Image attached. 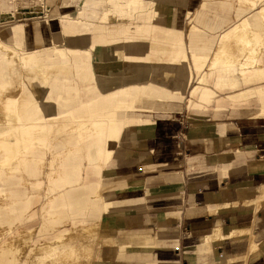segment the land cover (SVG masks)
<instances>
[{
	"label": "crops",
	"instance_id": "obj_1",
	"mask_svg": "<svg viewBox=\"0 0 264 264\" xmlns=\"http://www.w3.org/2000/svg\"><path fill=\"white\" fill-rule=\"evenodd\" d=\"M202 3L203 0H197L193 10ZM48 19L45 28L53 30L45 36L36 32L32 44L27 41L23 23L8 27L12 29L8 35L3 32L8 28L0 30V52L19 67L21 74L18 95L23 122L33 119L35 114L44 119L42 108L48 104H62L72 113L88 108L101 102L107 93L124 89V76L132 75L128 70L109 77L103 74L107 50L96 31V20L77 21L65 16ZM198 34L202 37L197 39L207 41L202 45L213 46L219 32ZM185 41L189 44L187 37ZM49 67H64L69 74L56 71L47 77L40 75ZM29 70L37 74L38 97L29 86ZM106 78L111 81L110 87L100 89L101 80ZM114 78H119L118 87L112 83ZM228 82L227 89L220 92L210 86L215 98L202 105L201 113L205 117L211 113L212 119H219L221 116L214 115L221 108L229 116L231 111H238L239 116L245 117L227 122H191L183 116L152 118L151 114L179 108L183 101H151L147 106L154 112L127 113L126 127L130 120L148 123L146 127L131 128L132 141L135 131L142 132V137L123 142L111 164L112 180L133 186L144 184L146 194L120 201L143 202L147 207L114 215L115 227L126 232L120 235L119 231L118 241L131 248L122 246L127 253L112 254L107 264H264V203L255 214L219 207L241 199H257L258 189L264 185V119H253L264 108V79L233 76ZM9 94L11 91H0V97ZM94 115L101 118L103 113ZM133 143L139 144L122 150L124 145ZM123 154L126 157L115 166ZM217 206L218 213L210 214L217 211ZM251 225L254 242L261 246V251L247 256L249 237L228 238ZM220 236L228 240L205 239Z\"/></svg>",
	"mask_w": 264,
	"mask_h": 264
},
{
	"label": "bare ground",
	"instance_id": "obj_2",
	"mask_svg": "<svg viewBox=\"0 0 264 264\" xmlns=\"http://www.w3.org/2000/svg\"><path fill=\"white\" fill-rule=\"evenodd\" d=\"M6 1L0 0V17L9 20L11 11L8 10ZM48 3L47 1L46 9L50 13ZM68 3L75 5V8L66 11V18L97 21L96 31L100 33L107 50V55L103 56L105 61L103 74L109 77L121 75L128 70L132 75L124 76L122 81L124 89L118 88L107 93L101 102L93 103L88 108L72 113L67 112L62 104H48L42 108L44 119L35 114L33 119L23 122L18 95L21 74L17 67V90L11 91L6 97H0L1 237L8 232L9 224L19 220L22 209L26 207L33 209L39 203L38 195L35 196L34 202L27 203L26 194L34 193L40 187L37 180L40 174H45L47 194L57 189L60 191L58 197L54 199L53 207L48 206L46 201L40 210V214L46 216L41 220L43 223L50 220L48 211L52 208H56L55 211L64 209L67 214L71 209L84 211L87 207L95 211L105 210L103 204L91 203L88 198L94 195L97 199L101 185L106 184L107 177L113 176L111 164L118 150L126 139L132 142L130 130L135 127V122L130 120L127 127L125 126L127 113L132 114L136 109L152 110L147 106L151 101H184L187 94L185 105L188 108L187 112L201 118L202 105L210 104L215 98L210 86L213 85L216 91L220 92L227 89L228 81L233 76L245 80L264 79V0H203L196 11H191L189 7L191 0H147V5L145 0H63L61 7ZM39 7V2L38 4L34 2L30 9L38 12ZM12 8L16 9L17 5ZM60 13L65 12L60 10ZM184 23L188 29L187 50L190 54V63L183 43ZM11 31L12 29L8 28L3 32L4 35H8ZM202 32H219L213 46L202 45L207 41L197 39L202 37L198 34ZM118 52L122 53V58L118 56ZM56 71L69 74V70L64 67L58 69L49 67L40 75L47 77ZM26 75L29 77L30 88L38 97L39 92L35 87L36 72L29 70ZM194 75L196 79L192 85ZM112 83L118 87L119 78H114ZM110 84L109 78L102 79L100 89L106 85L110 87ZM109 106L113 108H108ZM94 112H102L103 115L96 118L90 130L75 136H62L57 142L49 140L67 127L73 129L72 123L90 114L94 115ZM221 112V108H217L214 116H222ZM232 114L238 115L239 112L231 111L230 115ZM253 119H264V108L255 114ZM59 149L82 152L78 156L80 175L78 179L55 181L54 171L50 169L51 163L43 164L47 170L45 173L42 171L45 152L54 153ZM96 161H104L106 167L98 166ZM72 169L73 167L68 165V173L73 174ZM2 173L9 179H2ZM22 173L24 177L31 178L25 185L20 182L23 178ZM121 189L123 195L127 192L130 196L137 195L138 190L139 194H146L144 184L133 186L122 181ZM108 191V188L103 190L104 196H109ZM258 191H263L264 194V185ZM63 195L70 198L68 204L61 199ZM241 200L219 207L240 208L242 211H253L255 214L257 208L260 209L264 203V195L257 199ZM219 207L217 206V211L210 214L218 213ZM117 211L126 213L135 210L125 205ZM30 216L35 215L31 212ZM85 218L84 221L97 218L101 228L105 230L109 227L115 228L109 226L108 218L90 216ZM33 223H36L35 220ZM94 230L92 224L85 227L88 235ZM253 232L251 225L244 231L234 233L228 239L249 237L247 253L254 255L261 246L254 242ZM205 239L213 242L228 240L221 236L218 239L206 237ZM75 242L76 244H72L69 249L61 248L52 264H106L111 260V255L116 254L112 241L87 245L81 244L82 242L78 240ZM96 257L98 259H95Z\"/></svg>",
	"mask_w": 264,
	"mask_h": 264
},
{
	"label": "rangeland",
	"instance_id": "obj_3",
	"mask_svg": "<svg viewBox=\"0 0 264 264\" xmlns=\"http://www.w3.org/2000/svg\"><path fill=\"white\" fill-rule=\"evenodd\" d=\"M47 1L49 2V11L47 12L46 5ZM34 2H39L38 12L30 9V7L34 5ZM63 0H7L6 3L8 4V10L11 11L9 14V20H4L0 17V30L6 29L10 26H13L17 23H23L25 25L26 31V38L28 43L33 42L34 35L36 32H39L42 36L48 35L49 30L52 31L53 29L46 30V21H48V17H66V11L72 10L70 6L71 3L66 5H62ZM145 4L147 5V0H145ZM195 4H197V0H191L189 5L191 11L193 10ZM13 10L12 6L14 8ZM60 10H63L65 13H60ZM233 11V8L231 7ZM196 11V10H194ZM6 21V22H5ZM186 22V21H185ZM55 22H51L53 24ZM185 24V23H184ZM187 24H185L183 29V43L185 44V53L187 56V60L190 63V54L187 50V44L185 38L187 37ZM113 37H116L113 35ZM26 41V42H27ZM118 56L121 58L122 53L118 52ZM18 66L12 61H8L5 59L3 53L0 52V91H16L17 89V82H18ZM196 76L194 75L192 85ZM187 94L184 96V101L180 104L179 108H174L170 111H161L158 113L151 114L152 118L155 120L159 119H170L173 116L176 117H187L188 121L193 120H205L210 119L213 122L223 121L227 122V120L234 118V117H245L239 116L237 114H232L229 116L227 112H221V118L219 119H212L210 114L207 117L202 116L201 118L194 116L192 113H189L185 109V105L187 102ZM108 108H113L109 106ZM154 112L152 110H145V109H136L133 112ZM187 113V114H186ZM228 116V117H227ZM96 117L90 114L88 117L82 118L77 122L72 123V128L69 129L68 127L65 128L62 132H60L57 136L52 137L49 139L51 142H54L65 135L68 136H75L78 133L90 130ZM147 121H139L138 123H134L135 127H146ZM167 123V122H166ZM164 123V124H166ZM169 123V122H168ZM206 123V122H205ZM209 123V122H208ZM156 126L159 124L153 123ZM162 124V123H161ZM171 124L169 123V126ZM162 129V128H160ZM142 137V132L135 131L134 132V140H139ZM133 140V141H134ZM132 141V142H133ZM139 143L133 144H126L123 146L122 150L125 152L126 150H130L133 146H138ZM68 150V151H67ZM67 150H57L54 153H49L46 151L43 159H42V171L45 173L47 167L44 168L43 164L51 163L54 171L53 179L55 181H70L79 178V157L82 153L79 150L72 151L71 149ZM127 154V152H126ZM126 154H123L122 157L117 158L115 162V166L121 164L122 159H124ZM19 158V157H17ZM63 159V160H62ZM81 159V163H82ZM98 166L106 167L104 161H96ZM68 165L72 166L73 174L68 173ZM82 165V164H81ZM114 166V167H115ZM82 170V168H81ZM113 175V172H112ZM23 176V173H22ZM8 178L4 173H2V179ZM38 181L40 182V187L36 189L34 193H28L27 203L34 202V198L36 195L39 196V203L32 209V207H26L21 210L19 220H17L13 224H9L7 226L8 232L4 236H0V264H46L54 262L55 256L58 251L62 248L63 250L69 249L72 244H76L75 241L82 242L81 244H100L101 242H109L112 241L114 248L116 249V255H123L125 249H130L131 245L127 243H120L118 241L119 231L120 235H124L126 232L121 231L115 227V218L116 214L120 212L117 211L118 208H121L125 205L132 207L134 210L145 209L147 206L143 202L133 204L131 201L123 202L120 199L130 198V194L127 192L126 194H122L121 184L122 182L112 180V176L106 178V184H102L100 188V195L97 196V199L94 195L90 196L88 200L91 203L95 204H103L105 210H93L90 207L85 208L83 211L82 209H69L71 212L69 214L66 213V210H59L55 211L56 208H52L48 211V216L51 217L49 221L43 223L41 220L46 218V216L40 214V210L43 208L44 203L48 206L53 207L55 203V198L58 197L60 191L57 189L51 194H47L46 189V177L45 174L39 175L37 177ZM9 179V178H8ZM31 178L24 177L20 180L22 185H25L26 182H30ZM109 189L108 194L109 196H104L103 190ZM162 190V189H161ZM157 192V191H156ZM156 192H152V195ZM140 191L138 190V194ZM161 192H159L160 194ZM259 195H264L263 191H258ZM23 195L24 193L21 192ZM136 195V194H134ZM133 195V196H134ZM49 197V198H48ZM63 199L64 203L68 204L70 198L68 196H64L61 198ZM59 209V208H57ZM113 209V210H111ZM259 210V207L257 208ZM256 210V212L258 211ZM83 211V212H82ZM31 212L34 213L35 216L31 217ZM85 212V214H83ZM90 217H100V218H108L109 226H114L115 228H110L105 230L101 228V224L97 218H90L88 221H84V218ZM88 219V218H85ZM35 220L36 223H33ZM92 224L95 230L91 234H87L85 231V227L88 224ZM25 226V227H24ZM37 227V228H36ZM74 240V242H71ZM69 241V242H68ZM84 246V245H82ZM122 246H125V249H122ZM16 253H20V255H16ZM252 256L249 252L247 256ZM21 258V259H20ZM95 259H98L97 257ZM49 261V262H48ZM107 264V263H106Z\"/></svg>",
	"mask_w": 264,
	"mask_h": 264
}]
</instances>
